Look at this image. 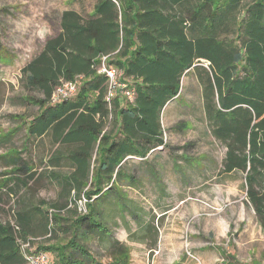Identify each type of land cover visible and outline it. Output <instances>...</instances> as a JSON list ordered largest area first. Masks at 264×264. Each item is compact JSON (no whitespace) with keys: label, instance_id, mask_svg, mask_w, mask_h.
<instances>
[{"label":"trees","instance_id":"trees-1","mask_svg":"<svg viewBox=\"0 0 264 264\" xmlns=\"http://www.w3.org/2000/svg\"><path fill=\"white\" fill-rule=\"evenodd\" d=\"M104 57L126 85L109 101ZM191 71L210 133L226 150L223 173L243 174L246 204L264 230V0H95L90 14L63 11L59 32L21 70L42 98H30L39 112L23 150L0 155V264H27L35 252L52 254L53 264H101L82 241L110 237L99 210L123 163L169 148L164 111ZM74 81L77 95L54 103L56 89ZM45 138L54 201L32 195L44 175L23 156ZM83 198L85 213L77 211ZM13 200L8 219L1 206ZM111 246L121 251L112 264L127 261L119 241Z\"/></svg>","mask_w":264,"mask_h":264},{"label":"rangeland","instance_id":"rangeland-1","mask_svg":"<svg viewBox=\"0 0 264 264\" xmlns=\"http://www.w3.org/2000/svg\"><path fill=\"white\" fill-rule=\"evenodd\" d=\"M94 4L95 0H0V139L5 137L0 155L23 150L26 125L39 112L30 98L42 96L26 88L22 68L59 32L63 11L86 15ZM162 125L169 148L125 161L115 190L100 205L99 218L110 237L97 234L82 243L101 264L119 259L121 251L112 248L113 241L128 245L124 248L132 264L154 259L264 264V230L246 204L243 174L223 173L226 150L210 133L202 87L193 71L183 78L180 96L166 107ZM41 141V146L31 141L23 156L44 175L32 186V195L54 201L59 189L46 177L50 168L43 164L54 149L48 138ZM95 159L96 154L94 164ZM85 200H80L82 206L78 202V212H86ZM14 201L1 206L8 219ZM46 254L53 264V255Z\"/></svg>","mask_w":264,"mask_h":264},{"label":"built area","instance_id":"built-area-1","mask_svg":"<svg viewBox=\"0 0 264 264\" xmlns=\"http://www.w3.org/2000/svg\"><path fill=\"white\" fill-rule=\"evenodd\" d=\"M106 59L107 57H104L102 59V65H101V68L99 69V72L102 74H105L108 78L109 92L107 95V100L109 101L118 92L119 87L121 88L120 90H123L126 88V85L123 84L121 80L119 79L121 77L120 72L114 67H109L106 64ZM77 92H78V82L77 81L63 83L56 89L53 95V102L57 103L64 99L75 97L77 95ZM125 93L126 95H128L130 99H132V95L129 92H125ZM84 202L86 203V200ZM79 203L82 206V201H79ZM80 211H82L81 208H80ZM22 249L31 250V246L29 243L23 244ZM26 258L28 262L27 264H50L51 263L50 258L44 252H40V253L35 252L33 254H26Z\"/></svg>","mask_w":264,"mask_h":264},{"label":"crops","instance_id":"crops-1","mask_svg":"<svg viewBox=\"0 0 264 264\" xmlns=\"http://www.w3.org/2000/svg\"><path fill=\"white\" fill-rule=\"evenodd\" d=\"M134 243V242H133ZM141 243V242H140ZM120 245H122L123 247H128V245H125V244H123V243H120ZM132 250H134V249H132ZM124 251H125V248H124ZM123 251V252H124ZM130 256L133 254V251H131V249H130V247H129V253H128ZM130 262H132V260L130 259L129 261H125V262H123V264H132V263H130ZM175 261H162V260H160V259H154L152 262H149L148 261V263H143V262H141L140 264H182V263H174ZM118 263H120V261H118Z\"/></svg>","mask_w":264,"mask_h":264}]
</instances>
